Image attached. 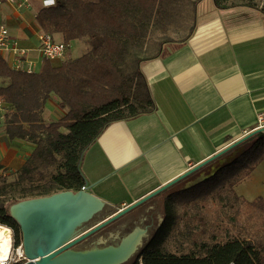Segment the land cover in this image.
Here are the masks:
<instances>
[{"label": "trees", "instance_id": "16d2710c", "mask_svg": "<svg viewBox=\"0 0 264 264\" xmlns=\"http://www.w3.org/2000/svg\"><path fill=\"white\" fill-rule=\"evenodd\" d=\"M202 1L54 0L53 4L39 8L36 21L42 32L60 35L67 45L59 63L44 58L39 70L29 71L11 66L0 52L5 132L10 140L27 142L32 147L19 169L10 170L0 164V224L13 229L15 247L22 244V232L6 202L61 190L76 191L86 185L82 162L102 132L113 122L156 109L142 63L159 56L165 43L184 41L192 35ZM212 2L217 10L248 8L264 17V0ZM156 31L163 38L150 47L149 41ZM170 32L181 33V38L171 37ZM74 41L87 46L77 57L70 52ZM52 97L57 98L58 108L64 114L47 121L45 110ZM240 145L247 147L199 183L207 184L205 192L187 201L185 192H178L176 203H188L230 181L239 173L238 163L248 175L261 158V153L256 158L253 153L263 150L264 132ZM226 168H230L229 175L224 173ZM6 172L15 173L14 179H8ZM241 200L246 216L237 234L218 241L214 234L199 237L206 233L204 230H187L191 248L179 254L164 250L179 219L177 209L166 206L164 222L136 264H264V200L261 196Z\"/></svg>", "mask_w": 264, "mask_h": 264}, {"label": "crops", "instance_id": "0c3cea01", "mask_svg": "<svg viewBox=\"0 0 264 264\" xmlns=\"http://www.w3.org/2000/svg\"><path fill=\"white\" fill-rule=\"evenodd\" d=\"M43 1L0 0V25L25 51L22 57L0 51L11 66L18 59L23 69L43 63L36 21ZM207 1L187 40L165 43L159 56L142 63L156 109L111 123L86 151L85 189L110 208L150 193L258 128L264 117V17L248 8L217 10ZM79 42L83 53L87 46ZM50 100L58 108L57 98ZM31 148L10 140L0 121V164L19 169ZM224 155L190 176L218 171L228 163Z\"/></svg>", "mask_w": 264, "mask_h": 264}, {"label": "water", "instance_id": "95a60500", "mask_svg": "<svg viewBox=\"0 0 264 264\" xmlns=\"http://www.w3.org/2000/svg\"><path fill=\"white\" fill-rule=\"evenodd\" d=\"M258 127L204 161L187 169L138 200L90 224L107 203L86 189L61 190L49 195L29 197L13 203L9 214L18 222L22 232V247L27 260L23 264H123L136 252L143 231L130 232L117 244L75 249V245L107 224L152 198L164 189L184 180L207 164L238 147L257 133ZM234 159V158H233ZM232 159V160H233ZM232 160L228 161L231 162ZM222 167L217 168L219 170ZM199 177L189 187L212 176Z\"/></svg>", "mask_w": 264, "mask_h": 264}, {"label": "rangeland", "instance_id": "374dc122", "mask_svg": "<svg viewBox=\"0 0 264 264\" xmlns=\"http://www.w3.org/2000/svg\"><path fill=\"white\" fill-rule=\"evenodd\" d=\"M206 3L213 4L212 0H208ZM186 32V31H184ZM181 33L170 32V36L173 38H181ZM163 38L161 32H154L153 38L150 39V47H155L154 41ZM153 39V40H152ZM83 44L79 41H74L71 43L70 52L72 56L76 57L82 54ZM57 61V60H54ZM42 64L37 65L36 70L41 68ZM63 112L53 104L50 100L47 104L45 110V118L47 121L57 120L63 116ZM247 145H240L238 149L235 148L234 151L225 154L224 161L232 160L235 158L239 152L244 151ZM261 153V158L254 163V168L252 171L246 175L245 168L241 166L240 163L236 167L238 174L231 178L230 181H226L223 185H218L216 189L209 192L207 195H202L196 199H192L189 203H176V209L179 213V219L177 225L170 234L168 240L164 245V250L172 253H182L189 251L191 248V241L187 238L185 231L192 230L194 232H200L204 230L205 234H199L201 238H208L210 235H216L218 241L227 240L229 236L237 234L238 230L245 224L246 209L244 201L241 198L247 200H253L256 197L261 196L264 200V148L256 150L254 158L258 157ZM241 161V160H240ZM230 168H226L224 173L229 175ZM8 179L12 180L15 177V173L6 172ZM229 179V176H228ZM200 185V186H199ZM187 192L183 196L185 201L190 197L195 195H200L206 190L207 184H199ZM240 196V198H239ZM21 200H8L6 202V207L9 211V207L16 201ZM176 200V199H175ZM107 209L102 210L94 219L89 221L87 225L93 224L99 220L103 214H105ZM3 225V224H2ZM9 227V226H8ZM10 228V227H9ZM12 245L13 253H16V249L19 247L14 246L15 235L12 228ZM252 232V229H250ZM246 233V232H245ZM102 235L98 233L92 238L87 239L83 243L76 245L75 249H86L94 246H102L112 244L108 240L104 243L98 242V237Z\"/></svg>", "mask_w": 264, "mask_h": 264}, {"label": "flooded vegetation", "instance_id": "af4514ba", "mask_svg": "<svg viewBox=\"0 0 264 264\" xmlns=\"http://www.w3.org/2000/svg\"><path fill=\"white\" fill-rule=\"evenodd\" d=\"M238 148L239 146L236 149ZM240 153L241 152H239L238 154ZM196 179H198V177L194 174V176H188L184 180L164 189L152 198L146 200L142 204L130 210L123 216L107 224L94 234L83 239L76 245L83 243L84 241L94 237L98 233L102 234L98 237L99 243H104L105 240H108L112 244H117L122 237L128 235L134 230L140 229L143 232L140 237L138 248L136 252L130 257V259L123 263L136 264L137 258L141 255L147 244L151 241L157 230L164 222L166 218V206H173V208L175 209V198L177 196V193L187 192L192 187L197 186L199 183H201L199 182L196 185L189 187V185L192 182L196 181ZM106 209V213L103 214L104 216H102L100 219L114 212L116 208L107 207Z\"/></svg>", "mask_w": 264, "mask_h": 264}, {"label": "built area", "instance_id": "2783aa9c", "mask_svg": "<svg viewBox=\"0 0 264 264\" xmlns=\"http://www.w3.org/2000/svg\"><path fill=\"white\" fill-rule=\"evenodd\" d=\"M28 0H25L27 2ZM11 2L16 3V0H11ZM54 0H44V5L53 4ZM17 4V3H16ZM18 5V4H17ZM19 6V5H18ZM41 41V52L44 58L50 60H56L63 57L67 45L63 41L56 40L54 35L47 32L40 33ZM10 50L18 57H22L25 54V51L18 47L17 43L11 39L9 29L6 25H0V51ZM15 68H22L21 60L18 59L13 65ZM31 71V69H27ZM5 115V101L0 96V121H3ZM264 126V117L260 115L259 117V126ZM86 186H83L82 189H85ZM13 251V249H12ZM27 260L22 244L16 249V253H10L8 259L4 260L2 264H23Z\"/></svg>", "mask_w": 264, "mask_h": 264}, {"label": "bare ground", "instance_id": "6f19581e", "mask_svg": "<svg viewBox=\"0 0 264 264\" xmlns=\"http://www.w3.org/2000/svg\"><path fill=\"white\" fill-rule=\"evenodd\" d=\"M12 240L11 229L6 225L0 224V264L9 258L13 249Z\"/></svg>", "mask_w": 264, "mask_h": 264}]
</instances>
